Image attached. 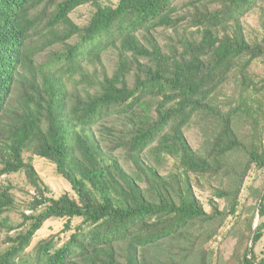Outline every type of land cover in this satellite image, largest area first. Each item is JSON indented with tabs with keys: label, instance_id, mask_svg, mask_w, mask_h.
<instances>
[{
	"label": "trees",
	"instance_id": "1",
	"mask_svg": "<svg viewBox=\"0 0 264 264\" xmlns=\"http://www.w3.org/2000/svg\"><path fill=\"white\" fill-rule=\"evenodd\" d=\"M183 5L0 0V264H214L207 247L230 217L231 264H264V220L250 249L264 184L241 200L250 171L264 169V72L254 66L264 65V0ZM256 10L261 38L244 25ZM164 31L175 41L163 45ZM36 156L76 196L53 195ZM18 174L32 193L9 178ZM202 180L210 209L194 189ZM51 219H65L69 238L34 245Z\"/></svg>",
	"mask_w": 264,
	"mask_h": 264
},
{
	"label": "rangeland",
	"instance_id": "2",
	"mask_svg": "<svg viewBox=\"0 0 264 264\" xmlns=\"http://www.w3.org/2000/svg\"><path fill=\"white\" fill-rule=\"evenodd\" d=\"M113 2H116L117 0H111ZM186 0H180V5H182V8H184V3ZM90 10L91 7L86 5L80 7L75 14H73V17L78 21V22H86L89 15H90ZM259 13L258 11H253L251 12L245 19L244 25H245V30L247 36L253 37V38H261L262 37V27L261 23L259 20ZM186 24V23H184ZM169 32V33H168ZM164 31L162 36H161V41L163 45L168 41L174 42L175 41V36L173 39H169L168 36L173 34L171 31ZM157 37L160 36L159 34H156ZM55 51H63V48H58V50ZM114 58L113 51H111L110 56L105 57V61L107 64L111 63ZM256 70L259 72H264V65L262 64H256L254 65ZM90 68L93 69L92 66H89ZM231 87H233V83H231L228 87L227 90H225L224 93L229 94L228 92H231ZM187 134L188 137L190 138L191 142L195 145L198 146L200 136L202 135L201 129L196 125V123H192L189 128L187 129ZM35 165L37 169L39 170V173L41 174L42 178L45 180L46 183L52 188V194L55 196H60L63 193L70 192L71 194L76 196V193L72 190L71 184L62 176L58 173L57 167L54 163L51 161L44 159V158H39L35 157ZM128 166H130L128 164ZM173 167L172 162H168L167 164L162 166V172L164 174H167ZM178 171V168H177ZM9 178L13 179L16 181L17 185L19 187H23L25 189H28L33 192V190L27 185L26 179L24 175L18 174V175H12L9 176ZM5 179V178H3ZM202 183V184H201ZM201 184V185H200ZM200 184L195 183L194 189L196 191V194L202 202L205 204L207 209H210L209 207V200L213 196L214 191L212 190L210 184L206 180H202ZM264 184V169H257L254 168L250 171L245 183L244 187L241 193V200L243 204H246L247 202H252V200H249V189L252 185L254 186H261ZM30 197L29 194L24 193L23 191H18V200L21 201L22 203L27 200ZM225 206V202L221 201V207L223 208ZM259 212L256 215L255 221L257 220ZM14 216L17 218L18 213H14ZM264 220V218H260V221ZM65 219H51L47 221L44 226L38 231V234L35 238V244L42 238H46L50 236L51 234H59L60 237L62 238V242L66 241L69 236L70 232H64L63 231V223ZM75 223L77 221L75 220ZM234 225V219L231 217L225 221V224L221 227L217 235L212 239L211 243L208 245L207 249L209 253L210 251L213 252L214 254V259L213 262L217 264H231V256L235 250V244H236V238L233 236V233H229L230 229ZM251 245V242H250ZM256 251L260 257H264V237L263 239L257 244L256 246ZM233 264V263H232Z\"/></svg>",
	"mask_w": 264,
	"mask_h": 264
},
{
	"label": "water",
	"instance_id": "3",
	"mask_svg": "<svg viewBox=\"0 0 264 264\" xmlns=\"http://www.w3.org/2000/svg\"><path fill=\"white\" fill-rule=\"evenodd\" d=\"M260 218H261V216H260V213H259V214H258V217H257V220H256V222H255L254 234H253V238H252L251 245H250V249H251V250H252L253 245H254V235H255V233H256V231H257V228H258V225H259V223H260Z\"/></svg>",
	"mask_w": 264,
	"mask_h": 264
}]
</instances>
